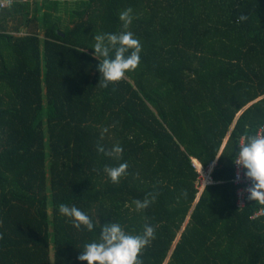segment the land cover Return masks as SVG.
<instances>
[{
    "label": "trees",
    "instance_id": "obj_1",
    "mask_svg": "<svg viewBox=\"0 0 264 264\" xmlns=\"http://www.w3.org/2000/svg\"><path fill=\"white\" fill-rule=\"evenodd\" d=\"M40 1L32 17L28 1L0 3L28 25L15 35L11 13L0 19V264H87L84 246L112 222L155 228L143 264H264V204L240 207L233 181L242 140L264 125V0H83L65 28L61 0ZM127 8L140 64L104 88L94 35L123 31ZM218 157L199 197L193 159ZM122 162L113 183L103 169ZM61 203L94 230L74 228Z\"/></svg>",
    "mask_w": 264,
    "mask_h": 264
},
{
    "label": "clouds",
    "instance_id": "obj_2",
    "mask_svg": "<svg viewBox=\"0 0 264 264\" xmlns=\"http://www.w3.org/2000/svg\"><path fill=\"white\" fill-rule=\"evenodd\" d=\"M8 3H11V0H8ZM132 12V8H127L120 13L123 31L94 35L92 48L94 56L99 59L98 71L101 79L98 85L101 87L107 88L110 83L121 81L127 72L134 71L140 64L142 45L133 33L127 30L133 20ZM246 19L244 15L239 17V21ZM107 131L108 129L104 128L102 134ZM97 151L106 157L119 160L123 148L117 144L111 149H106L98 144ZM235 163L246 169L244 175L252 182L246 189L248 199L264 204V134H247L239 146ZM128 167L127 162H122L117 166H105L103 171L113 183H119L121 177L127 175ZM156 196V193H148L143 200H134L135 209H147L155 202ZM58 208L62 216L72 220L74 228L80 229L83 226L89 232L94 230L93 220L76 206L61 203ZM2 238L0 234V239ZM153 239L155 228L151 225L145 224L142 234H130L119 223H107L101 227L99 241L86 244L78 259L87 261V264H143L139 258L140 254Z\"/></svg>",
    "mask_w": 264,
    "mask_h": 264
},
{
    "label": "built area",
    "instance_id": "obj_3",
    "mask_svg": "<svg viewBox=\"0 0 264 264\" xmlns=\"http://www.w3.org/2000/svg\"><path fill=\"white\" fill-rule=\"evenodd\" d=\"M12 1L14 0H11V2ZM22 1L27 2L29 0H22ZM0 3H1V6H6L8 4V0H2ZM258 133L264 134V125L259 129ZM218 159L219 157L216 158L214 161H212L208 166H204L200 161L193 159L194 166L199 173V177L197 181L199 197L208 185H211L216 182L213 178V170L218 164ZM245 172H246V169H244L243 167L235 163V177L233 181L235 185L237 186V203L240 207L246 206L247 201H248V195H249L246 189L252 183L251 180L244 175ZM260 216H264V207L259 209L254 214L253 217H260Z\"/></svg>",
    "mask_w": 264,
    "mask_h": 264
},
{
    "label": "rangeland",
    "instance_id": "obj_4",
    "mask_svg": "<svg viewBox=\"0 0 264 264\" xmlns=\"http://www.w3.org/2000/svg\"><path fill=\"white\" fill-rule=\"evenodd\" d=\"M37 2L41 3L40 0H37ZM36 0H30L28 3H30V8H29V15L32 17L36 11ZM83 0H61L60 7L57 10H53L52 13H54L55 16H59L61 19L62 27L65 28L67 25L71 24V12L73 9H76L81 5ZM11 8L8 9L6 7L5 10L0 12V19L4 14L11 13ZM25 15L24 16H17L14 12L11 13V16L6 17L4 21L2 20V23H4L7 27V30L10 31L11 33L15 35H23L27 32L28 25L24 24L25 23ZM19 27L20 31L16 30ZM43 29V28H42Z\"/></svg>",
    "mask_w": 264,
    "mask_h": 264
},
{
    "label": "crops",
    "instance_id": "obj_5",
    "mask_svg": "<svg viewBox=\"0 0 264 264\" xmlns=\"http://www.w3.org/2000/svg\"><path fill=\"white\" fill-rule=\"evenodd\" d=\"M196 160H198V159H196Z\"/></svg>",
    "mask_w": 264,
    "mask_h": 264
}]
</instances>
